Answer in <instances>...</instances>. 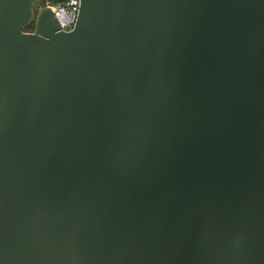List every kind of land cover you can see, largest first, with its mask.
<instances>
[{
    "label": "water",
    "instance_id": "1",
    "mask_svg": "<svg viewBox=\"0 0 264 264\" xmlns=\"http://www.w3.org/2000/svg\"><path fill=\"white\" fill-rule=\"evenodd\" d=\"M39 1L0 0V264H264V0Z\"/></svg>",
    "mask_w": 264,
    "mask_h": 264
},
{
    "label": "built area",
    "instance_id": "2",
    "mask_svg": "<svg viewBox=\"0 0 264 264\" xmlns=\"http://www.w3.org/2000/svg\"><path fill=\"white\" fill-rule=\"evenodd\" d=\"M81 0H62L59 5H49L55 12L59 30H72L76 24Z\"/></svg>",
    "mask_w": 264,
    "mask_h": 264
},
{
    "label": "rangeland",
    "instance_id": "3",
    "mask_svg": "<svg viewBox=\"0 0 264 264\" xmlns=\"http://www.w3.org/2000/svg\"><path fill=\"white\" fill-rule=\"evenodd\" d=\"M62 2V0H41L37 3H35L34 5V10L35 12H37L39 10V8H41L44 5H59ZM34 23V21H32ZM32 23V25H34ZM34 30V26L31 29H28L26 31H33Z\"/></svg>",
    "mask_w": 264,
    "mask_h": 264
},
{
    "label": "trees",
    "instance_id": "4",
    "mask_svg": "<svg viewBox=\"0 0 264 264\" xmlns=\"http://www.w3.org/2000/svg\"><path fill=\"white\" fill-rule=\"evenodd\" d=\"M33 22H31L24 30L31 29L34 25H32ZM34 24V23H33Z\"/></svg>",
    "mask_w": 264,
    "mask_h": 264
}]
</instances>
